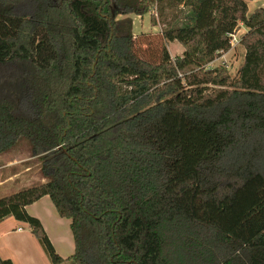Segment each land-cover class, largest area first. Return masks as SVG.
I'll return each mask as SVG.
<instances>
[{
  "label": "trees",
  "instance_id": "1",
  "mask_svg": "<svg viewBox=\"0 0 264 264\" xmlns=\"http://www.w3.org/2000/svg\"><path fill=\"white\" fill-rule=\"evenodd\" d=\"M246 1L0 0V156L24 142L45 179L0 197V222L50 264H264V5ZM163 2L185 10L162 32L183 53L153 62L132 16ZM240 24L232 77L210 64ZM44 196L67 259L25 210Z\"/></svg>",
  "mask_w": 264,
  "mask_h": 264
},
{
  "label": "crops",
  "instance_id": "2",
  "mask_svg": "<svg viewBox=\"0 0 264 264\" xmlns=\"http://www.w3.org/2000/svg\"><path fill=\"white\" fill-rule=\"evenodd\" d=\"M134 17L140 18L132 16V21ZM14 164L15 160L2 161L0 157V197L28 188L26 186L28 180H25V178L19 180L20 174L14 171ZM25 210L28 215L39 220L56 254L62 259L69 258L74 250L73 238L71 237L72 239L69 241L67 236V231L70 229V221L66 218H61L57 214L50 199L44 196L28 205ZM19 225H23V228ZM38 244V240L31 233L26 223L19 222L13 217H6L0 222L1 259L10 260L12 264H50L41 245ZM65 251L66 254H63ZM62 264L73 263L65 261Z\"/></svg>",
  "mask_w": 264,
  "mask_h": 264
},
{
  "label": "rangeland",
  "instance_id": "3",
  "mask_svg": "<svg viewBox=\"0 0 264 264\" xmlns=\"http://www.w3.org/2000/svg\"><path fill=\"white\" fill-rule=\"evenodd\" d=\"M246 2L248 13H251L255 8L259 6L264 5V0ZM162 5L163 7L161 9V16L159 11L153 9L142 19L134 17L132 21V34L134 36V41L136 43L139 54L153 62H156L158 60L162 44H165L171 59L181 56V54L183 53V47L178 42H168L163 40L162 32L166 28H168L169 25L179 27L185 17V10L181 6L169 7L165 2H163ZM156 12L159 15H157L158 18L156 16ZM152 16L154 17V21H151ZM244 33L245 28L240 24L238 29L234 33L236 42L231 45L228 52L220 54L210 64L211 67L223 65L227 68L229 74L232 77L236 75L238 68L243 62L244 49L240 44V37ZM144 49L147 50L145 53H142V50ZM0 157L2 161L15 160L13 169L15 172H18L20 174L19 180L24 178L25 180H28L26 186L30 187L38 183L45 182V179L42 177L39 171V162L36 159L30 157L29 153L27 152V145L24 142L21 143L19 148H17L15 151L3 154ZM24 170L27 171L24 172ZM66 221L68 222V220ZM19 226L23 228V225ZM67 236L70 241V239H72L70 229L67 231ZM63 254H66V251Z\"/></svg>",
  "mask_w": 264,
  "mask_h": 264
},
{
  "label": "built area",
  "instance_id": "4",
  "mask_svg": "<svg viewBox=\"0 0 264 264\" xmlns=\"http://www.w3.org/2000/svg\"><path fill=\"white\" fill-rule=\"evenodd\" d=\"M235 34L234 35H232V38H231V41H230V43H231V45L233 44V43H235L236 42V39H235Z\"/></svg>",
  "mask_w": 264,
  "mask_h": 264
}]
</instances>
